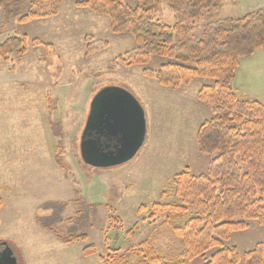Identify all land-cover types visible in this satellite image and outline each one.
<instances>
[{"label":"rangeland","instance_id":"374dc122","mask_svg":"<svg viewBox=\"0 0 264 264\" xmlns=\"http://www.w3.org/2000/svg\"><path fill=\"white\" fill-rule=\"evenodd\" d=\"M78 1H14L8 18L0 7V41L15 34L30 38L22 58L0 60V243L12 246L18 264H101L100 256L110 254V248H120V256L130 255L133 264H141L132 250L145 240L175 258L183 247L165 224L168 213L151 222L150 212L138 209L174 200L161 193L177 173H209L213 157L199 151L196 137L213 110L198 92L214 80L196 78L172 88L144 76L143 70H158L171 59L152 55L145 65H127L123 59L137 47L134 38L114 33L107 15L81 8ZM221 1L217 10L204 12L194 23L196 36L206 39L219 18L241 17L231 0ZM33 7L56 13L19 22ZM152 16L176 23L169 6ZM35 39L44 44H34ZM255 65L259 68V59ZM109 86L122 87L140 101L147 134L130 161L100 168L82 161L81 137L94 96ZM235 90L242 98L260 100ZM185 219L176 217L177 222ZM137 222L140 230L127 239L126 232ZM43 224L62 236L87 234V239L65 243ZM259 243L264 247V226L257 221L227 241L242 252ZM90 244L97 252L86 257L83 250ZM204 262L196 257L192 264Z\"/></svg>","mask_w":264,"mask_h":264},{"label":"trees","instance_id":"16d2710c","mask_svg":"<svg viewBox=\"0 0 264 264\" xmlns=\"http://www.w3.org/2000/svg\"><path fill=\"white\" fill-rule=\"evenodd\" d=\"M14 1L24 0H0L7 18L9 3ZM137 1L132 6L124 0H81L77 6L107 15L114 33L134 38L137 47L123 59L127 65H145L152 55L169 57L171 61L158 70H143L144 76L160 85L177 88L196 78L214 80L198 92L201 101L212 105L213 116L199 126L196 137L199 151L213 158L209 173L193 174L186 169L172 178L161 197L172 194L174 200L142 204L138 209V213L150 212L151 222L168 213L165 224L181 240L180 255L168 258L149 240L135 245L132 255L141 264H192L196 257H202L203 264H264L261 243L244 252L236 245H227L232 234L248 229L251 221L264 226V102L242 98L234 87L241 60L264 48V9L241 17L219 18L205 39L195 35L194 23L204 12L214 7L217 10L220 0ZM164 6L175 11V24L153 18L152 14ZM55 13L33 7L18 20L27 23ZM29 39L18 34L5 37L0 41V60L11 59L12 55L22 58ZM33 42L44 44L37 39ZM178 216L186 219L177 222ZM43 226L65 243L87 239V234L62 236ZM139 230L137 222L126 232V238L133 240ZM211 250L215 251L208 257ZM119 251L110 248V254L100 256L101 264H133L130 255L120 256ZM96 252L95 244L83 250L86 257Z\"/></svg>","mask_w":264,"mask_h":264},{"label":"water","instance_id":"95a60500","mask_svg":"<svg viewBox=\"0 0 264 264\" xmlns=\"http://www.w3.org/2000/svg\"><path fill=\"white\" fill-rule=\"evenodd\" d=\"M146 134V113L140 101L122 87H105L91 103L81 140L82 159L100 168L124 164L142 148ZM2 245L6 260L0 264H17L12 246Z\"/></svg>","mask_w":264,"mask_h":264},{"label":"crops","instance_id":"0c3cea01","mask_svg":"<svg viewBox=\"0 0 264 264\" xmlns=\"http://www.w3.org/2000/svg\"><path fill=\"white\" fill-rule=\"evenodd\" d=\"M231 2L240 11V16L264 9V0H231ZM221 3L220 0L219 4L221 5ZM257 59H259V68L255 65ZM235 86L238 89L250 92V94L264 102V48L241 60L234 80Z\"/></svg>","mask_w":264,"mask_h":264},{"label":"flooded vegetation","instance_id":"af4514ba","mask_svg":"<svg viewBox=\"0 0 264 264\" xmlns=\"http://www.w3.org/2000/svg\"><path fill=\"white\" fill-rule=\"evenodd\" d=\"M4 249H5V247L2 245L0 247V263L4 262L6 260V253L4 252Z\"/></svg>","mask_w":264,"mask_h":264}]
</instances>
